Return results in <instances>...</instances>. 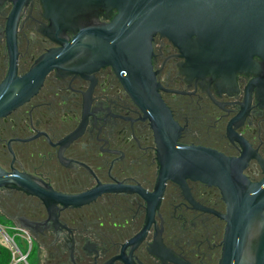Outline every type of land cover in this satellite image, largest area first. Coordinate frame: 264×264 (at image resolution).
<instances>
[{
    "label": "flooded vegetation",
    "instance_id": "af4514ba",
    "mask_svg": "<svg viewBox=\"0 0 264 264\" xmlns=\"http://www.w3.org/2000/svg\"><path fill=\"white\" fill-rule=\"evenodd\" d=\"M17 1L0 0V84L9 74L41 72L43 57L88 21L56 30L40 0L22 3L16 15ZM151 50L158 93L180 128L176 144L239 159L252 183L264 178V60L254 57L232 78L195 72L159 33ZM164 158L163 143L109 64L82 50L53 65L28 100L0 117V167L60 196L0 188L1 228L26 243L22 250L13 241L17 255L10 251L7 264H218L227 207L221 188L176 170L173 153L168 174L177 176L164 178ZM100 187L86 202L66 199Z\"/></svg>",
    "mask_w": 264,
    "mask_h": 264
},
{
    "label": "water",
    "instance_id": "95a60500",
    "mask_svg": "<svg viewBox=\"0 0 264 264\" xmlns=\"http://www.w3.org/2000/svg\"><path fill=\"white\" fill-rule=\"evenodd\" d=\"M14 8L16 15L22 3ZM44 15L56 30L78 27L72 41L48 52L39 66L22 77L8 75L0 84V117L28 100L37 90L44 73L58 62L89 50L93 60L109 64L123 87L149 120L165 147L167 157L176 155V170L183 175L218 185L227 203L221 217L226 221L223 248L218 264H264V178L250 182L236 167L239 159L214 150L176 144L179 126L158 93L159 84L151 66V41L159 33L170 39L187 58L195 72L234 77L264 60V0H40ZM107 23L89 24L102 15ZM89 36L91 40H84ZM93 38V39H92ZM38 75V76H37ZM37 76V77H35ZM180 166V167H179ZM16 188L41 198L60 196L46 190L32 176L0 167V188ZM96 188L68 196L82 203L97 195Z\"/></svg>",
    "mask_w": 264,
    "mask_h": 264
},
{
    "label": "rangeland",
    "instance_id": "374dc122",
    "mask_svg": "<svg viewBox=\"0 0 264 264\" xmlns=\"http://www.w3.org/2000/svg\"><path fill=\"white\" fill-rule=\"evenodd\" d=\"M1 224H2V222H0V249H4V251H6V252L8 251L9 254H10V247L9 246L13 245V243H12V241L5 239V235L2 232V230H1V229H4V228H1L2 227ZM5 232L9 235L10 238H13V241L18 246H20V248L22 250L26 248V243L23 240H21V238L13 236L11 233L7 232L6 230H5Z\"/></svg>",
    "mask_w": 264,
    "mask_h": 264
},
{
    "label": "trees",
    "instance_id": "16d2710c",
    "mask_svg": "<svg viewBox=\"0 0 264 264\" xmlns=\"http://www.w3.org/2000/svg\"><path fill=\"white\" fill-rule=\"evenodd\" d=\"M3 250L4 249H2V256H1V259H0V264H7L10 261V254L7 251L6 255H5Z\"/></svg>",
    "mask_w": 264,
    "mask_h": 264
},
{
    "label": "built area",
    "instance_id": "2783aa9c",
    "mask_svg": "<svg viewBox=\"0 0 264 264\" xmlns=\"http://www.w3.org/2000/svg\"><path fill=\"white\" fill-rule=\"evenodd\" d=\"M5 235V234H4ZM5 239L6 240H10V241H12V243H13V245H10L9 247H10V251L12 252V255L13 256H16L17 255V246H16V244L13 242V240H11L10 238H8L6 235H5ZM21 257V256H20Z\"/></svg>",
    "mask_w": 264,
    "mask_h": 264
}]
</instances>
